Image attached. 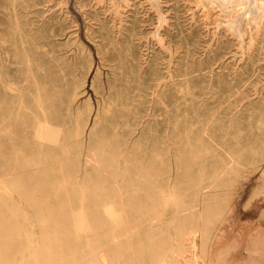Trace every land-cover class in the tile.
<instances>
[{
	"label": "rangeland",
	"instance_id": "rangeland-1",
	"mask_svg": "<svg viewBox=\"0 0 264 264\" xmlns=\"http://www.w3.org/2000/svg\"><path fill=\"white\" fill-rule=\"evenodd\" d=\"M151 1L0 0V70L12 88L9 93L13 100L12 113L19 112L25 122L24 126L19 125L17 136L28 144L19 150L26 155L19 163V186L33 194L36 203L47 204L56 216L66 209L67 197L73 203L79 201V186H84L88 193L90 188L104 182L106 173L126 185L135 208L145 202L143 193L153 187L157 190L175 184L191 186L190 178L198 173V158L204 159L201 167L204 184L212 175L224 182L226 177H222V173H211L209 151L202 153L198 146L189 148L190 144L181 134L192 124L205 136H213L212 147L218 153L225 148L238 150L253 139L261 140L264 148V110L256 107L261 100L257 93L264 95V35L259 39L263 47L254 49V61L246 65L247 59L241 62L240 53L247 48L250 31L246 29L243 48L238 47L239 40L223 26L220 19L224 16L217 14L215 3L209 0ZM120 18L132 34L113 45L114 25ZM158 32L163 38L161 41L156 36ZM115 55L126 68L123 73L116 69ZM87 56L91 59V69L85 84L77 87V102L90 99V123L97 114V148L101 153L97 160L102 173L85 165V142L79 167H74L78 156L74 159L68 140L71 125L64 109L59 108L54 113L49 111L51 107L42 110L34 103L38 83L47 80L49 85L59 84L61 64L73 78L79 79L87 65ZM153 57L158 62L159 74L167 72V76L161 81L144 76L137 82L128 65L135 66L144 58L148 65ZM199 61L206 65L212 62L214 69L197 66ZM95 72L99 73L103 94L90 87ZM116 73L125 79L128 74L129 78L127 84L114 87L126 86L129 95L139 93V106L145 100L150 107L148 125L136 127L127 147L121 146L116 136L126 129L121 115L131 118L141 110L122 109L112 103L105 111L108 86L115 83ZM248 99L253 100L254 108L247 104ZM48 111L51 122L62 131L58 144L42 143L33 136L35 119ZM233 113L238 115L237 119H231ZM83 137L85 141L86 133ZM203 142H207L206 139ZM43 150L45 155H42ZM262 151L243 158L238 176L229 189L234 203L217 224L218 238L213 251L235 243L227 253L226 259L230 262L226 260V264L243 259L249 233L264 230L261 173L264 149ZM178 156L180 165H177ZM29 158L35 164H30ZM47 175L49 178L45 177ZM63 181L65 186L55 192ZM225 185L221 183L211 193L223 199L227 194ZM86 202H89L88 208H95L88 198ZM97 218L105 219L102 215ZM167 224L165 218L161 223L164 233ZM207 264H212L211 260Z\"/></svg>",
	"mask_w": 264,
	"mask_h": 264
},
{
	"label": "bare ground",
	"instance_id": "bare-ground-1",
	"mask_svg": "<svg viewBox=\"0 0 264 264\" xmlns=\"http://www.w3.org/2000/svg\"><path fill=\"white\" fill-rule=\"evenodd\" d=\"M209 1L217 6L216 10L219 11L217 14L224 16L220 21L223 26H227V32L230 30V35L233 34L234 38L239 40L238 47L240 45L243 48L242 44L248 28L249 41L245 45L247 48L241 51L240 57L241 60L243 59L241 62L247 59L246 65L249 64L248 62L253 63L254 49L257 46L263 47L259 39L264 35V0ZM122 24L120 18L118 24L114 25L113 45L122 37L125 40L126 36L132 34L128 27ZM156 36L160 41L163 40L159 32ZM115 59L118 60L117 71L123 73L126 68L121 58L115 55ZM86 60L87 65L79 79L73 78L71 72L61 64L59 84L49 85L47 80L38 83L34 103L42 110L51 107L49 111L54 113L59 108L64 109L71 125L67 132L68 140L71 143L74 159L78 156L74 167H79V158L85 142L87 149L85 165L91 166L96 173H102L104 171L97 160L101 154L97 148V114L90 123L92 109L90 99L77 102V87L85 84L87 73L91 69L89 56ZM145 62L146 58L135 66L127 67L132 71L131 75L137 82L144 76L152 77L157 81L167 76V72L164 75L159 74L155 57L148 65ZM212 64L211 62L206 65V62L199 61L197 66L204 65L212 71L214 69ZM114 76L115 83H110L108 86L109 94L105 111L112 103L122 109L140 108L141 110L137 114L134 113L131 118H128V115H121L126 129L116 136L121 146L127 147L132 136L135 135L136 127L148 125L150 107L145 100L139 106L137 102L139 93L129 95L126 86L120 89L114 87L118 84H127L128 74L127 80L118 74ZM165 85L166 83L163 86ZM90 87L95 92L102 93L99 73H94ZM11 89L6 83L4 73L0 70V264H207L210 260L212 264H226L227 253L234 248L235 243H227L213 251V247L215 248L213 245L218 238L217 224L223 213L232 208L234 203L229 189L238 176L243 158L262 153L264 148L261 140L253 139L251 143L241 145L238 150L225 148L222 153H218L212 147V135L205 136L194 128V124L189 125L181 133L190 144H188L189 148L198 146L202 153L209 151L211 173H222V177L223 175L226 177L224 182L217 175H212L211 180L204 184L201 169L204 166L202 162L204 159L198 158V173L197 176L190 178L191 186L175 184L157 190L153 187L143 193L145 202L135 208L136 206L130 202L131 194L126 185L106 173L107 175L103 176L104 182L90 188L88 193L85 192L84 186H79V201L73 203L67 197L66 209L60 216H56L47 204H43L42 201L36 203L34 195L26 193L19 186V163L26 158V155L19 150L28 144L25 139L19 140L17 136L19 125L24 126L25 122L19 116V112L12 113L10 104L13 100L9 97ZM257 96L261 100L260 105L256 107L264 110V95L257 93ZM252 103L253 100L248 99L247 104ZM21 105L24 106L23 103ZM251 106L255 107L254 104ZM49 111L35 119L33 136L42 143L58 144L62 131L51 122ZM237 117L236 113L231 115V119ZM84 133L87 135L85 141ZM204 139L207 142H203ZM45 154L43 150L42 155ZM27 161L35 164L31 158ZM179 161L180 156L177 157V165H180ZM261 173L264 180V168ZM45 177L49 178L48 175ZM221 183L227 186V194L223 199L219 198L218 194L211 193ZM35 186L37 187L38 184ZM64 186V181L59 183L55 192L60 191ZM87 198L95 208H88ZM30 213L33 216L30 217ZM98 215L104 216L105 219L97 218ZM165 218L168 224L164 233L161 223ZM244 253L242 260L231 264H264L263 228L249 233Z\"/></svg>",
	"mask_w": 264,
	"mask_h": 264
}]
</instances>
